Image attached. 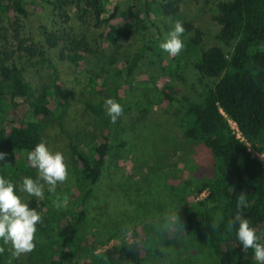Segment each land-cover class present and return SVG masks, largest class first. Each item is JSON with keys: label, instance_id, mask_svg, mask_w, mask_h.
<instances>
[{"label": "rangeland", "instance_id": "obj_1", "mask_svg": "<svg viewBox=\"0 0 264 264\" xmlns=\"http://www.w3.org/2000/svg\"><path fill=\"white\" fill-rule=\"evenodd\" d=\"M153 1L105 0L99 20L83 1L76 0H56L54 5L49 0H22L24 14L0 12V52L15 50L19 39L23 44L33 42L42 47L46 60L39 61L36 52L27 59L28 54L20 51L25 54L17 63L23 66V75L33 89L39 90L56 79L68 102L65 128L70 135L55 126L42 132L50 149L67 156L68 179L57 185L55 193H49L45 186L42 199L33 197L40 207L44 229L36 233L35 250L15 258L17 263L43 264L52 227L77 209L69 142L90 146L93 139L89 133L94 129L83 103L100 102L105 107L104 101L116 95L123 113L111 131L116 141L124 140L125 144L106 160L83 203L85 217L68 264H94L95 254L123 238L137 241L143 264H218L202 240L176 226L179 213L205 194H195L194 189L208 180L213 170L209 151L200 142L183 136L177 115L186 101H200L214 79L200 76L192 62L176 65L177 56H169L160 44L168 36L167 28L179 21L200 30V46H222L215 37L219 25L214 15L219 0H181L178 16L156 13ZM109 13L113 15L108 17ZM111 24L127 27L129 37L111 45L105 35ZM48 31L83 37L89 50L72 64L45 46L42 32ZM190 35L192 31L184 37ZM136 52L140 57L126 75L125 66ZM17 53L14 51V55ZM89 79L97 83L96 90L102 84L103 91H90ZM228 122L243 139L233 122ZM249 150L264 165V151ZM21 189L19 184L17 194L27 199ZM57 197L64 206H54ZM6 246L12 255L11 245Z\"/></svg>", "mask_w": 264, "mask_h": 264}, {"label": "trees", "instance_id": "obj_2", "mask_svg": "<svg viewBox=\"0 0 264 264\" xmlns=\"http://www.w3.org/2000/svg\"><path fill=\"white\" fill-rule=\"evenodd\" d=\"M76 1H83L96 20L104 12L105 0ZM180 1L155 0L154 11L164 16H178ZM49 2L54 5L56 0ZM6 11L24 14L22 0H0V12ZM112 15L109 13L108 17ZM214 20L219 25L215 37L227 51L220 45L200 46V30L188 23L182 24L184 48L176 58V65L192 62L200 76L213 78L214 82L200 101H186L177 121L185 138L200 142L209 151L213 170L208 180L195 186V194L202 191L205 194L179 213L176 226L183 233L202 240L218 264H258L254 251L245 250L237 239L238 224L231 231L227 224L237 212L239 196L245 195L242 215L250 220L261 237L260 242L264 243V165L249 150L250 147L259 153L264 151V0H219ZM172 30L173 27H168L167 33ZM188 31L193 35L184 37ZM42 34L45 46L55 49L59 57L72 64H77L89 50L83 37L57 31ZM105 35L111 45H116L129 37V30L111 24ZM16 46L12 52H0V152L7 153L6 159L0 160V175L10 179L18 193L25 176L35 178L27 153L42 140L43 130L55 126L66 135L70 133L65 128L68 102L66 95L59 91L56 79L39 90L33 89L23 75V66L17 63L25 53L29 59L35 52L41 57L39 61H44L45 50L33 42L23 44L21 39ZM14 51L18 53L14 55ZM139 57V52L133 54L125 66L126 75H130ZM89 82L90 91H103L102 84L96 90L97 83L91 79ZM118 98L115 95L119 103ZM83 107L94 129L89 133L93 139L90 146L69 142L77 209L63 223L52 227L48 256L43 264H68L72 260L78 228L85 217L83 203L106 160L125 144L124 140L116 141L111 131L119 124L120 116L113 124L100 102L86 100ZM230 120L243 139L233 132ZM26 200L30 201V207L40 210L33 197L28 196ZM219 215L224 219L218 228H213ZM37 228L44 229L40 224ZM0 246L5 248L0 254V264H19L2 241ZM94 262L143 264V256L137 241L123 238L95 254Z\"/></svg>", "mask_w": 264, "mask_h": 264}, {"label": "clouds", "instance_id": "obj_3", "mask_svg": "<svg viewBox=\"0 0 264 264\" xmlns=\"http://www.w3.org/2000/svg\"><path fill=\"white\" fill-rule=\"evenodd\" d=\"M184 31L182 23L175 22L173 30L166 40L161 42V50L171 57L178 56L184 48L181 39ZM104 105L111 123L115 124L123 113V106L113 98H107ZM6 156L7 153L0 152V160L6 159ZM27 160L30 166L37 170L35 178L25 176L22 180L21 191L29 197L42 199L45 186L49 193H55L57 185L68 179L67 156L61 151L50 149L43 139L27 153ZM53 204L57 208L64 206L59 197ZM245 205V195L242 194L237 200V212L234 218L228 221L227 228L231 231L238 224L237 239L245 250L251 248L254 251L258 264H264V243L260 242L261 237L257 235L256 228L251 226L250 220L242 215L241 210ZM223 219V216L219 215L213 222V228H218ZM42 223V214L30 207V201L17 194L16 185L10 179L0 175V241L4 245H11L14 258L19 259L35 250L37 225ZM4 251L5 248L0 246V254Z\"/></svg>", "mask_w": 264, "mask_h": 264}, {"label": "built area", "instance_id": "obj_4", "mask_svg": "<svg viewBox=\"0 0 264 264\" xmlns=\"http://www.w3.org/2000/svg\"><path fill=\"white\" fill-rule=\"evenodd\" d=\"M234 124V123H233Z\"/></svg>", "mask_w": 264, "mask_h": 264}]
</instances>
